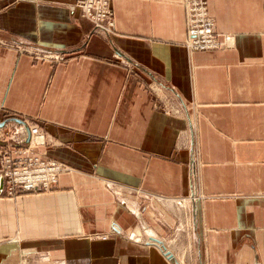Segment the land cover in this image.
<instances>
[{"label": "crops", "instance_id": "crops-1", "mask_svg": "<svg viewBox=\"0 0 264 264\" xmlns=\"http://www.w3.org/2000/svg\"><path fill=\"white\" fill-rule=\"evenodd\" d=\"M76 1L0 0V128L68 167L0 179V264H264V0H205L209 52L183 0H111L107 35Z\"/></svg>", "mask_w": 264, "mask_h": 264}, {"label": "built area", "instance_id": "built-area-1", "mask_svg": "<svg viewBox=\"0 0 264 264\" xmlns=\"http://www.w3.org/2000/svg\"><path fill=\"white\" fill-rule=\"evenodd\" d=\"M110 1L77 0L70 11L87 20L93 31L108 34L112 28ZM183 8L186 28L185 48L188 51H215L229 43L228 40L231 39L229 36L219 39L205 0H183ZM28 137L27 149L16 151L14 160L5 158L6 166L2 171V178L8 196L15 192L31 193L48 190L55 183L56 174L65 169L62 164L43 158V154L35 152L37 148H44L47 140L37 125L29 127Z\"/></svg>", "mask_w": 264, "mask_h": 264}, {"label": "rangeland", "instance_id": "rangeland-1", "mask_svg": "<svg viewBox=\"0 0 264 264\" xmlns=\"http://www.w3.org/2000/svg\"><path fill=\"white\" fill-rule=\"evenodd\" d=\"M75 4H76V2L74 3V5ZM92 31H93V29H92ZM93 32H95V31H93ZM185 33H186V28H185ZM105 35H107V34H105ZM28 140H29L28 131H26L25 129L20 131V132H16L15 130H11L10 131L7 128H0V141L5 143V147L4 146L0 147V179L2 180V183H3V190H2L3 194L6 195V196H8V195H7V191H6V187H5V182H4L3 178H2V171H3V169L6 166L5 158L14 160L16 158V155H15L16 151H20L22 149H27L28 148V147H26L27 144H28ZM20 144H22V145L20 146ZM35 152L39 153V154H43V158H46V155H45L44 151H40L37 148L35 150ZM46 159L52 160V159H49V158H46ZM52 161H54V160H52ZM54 162H56V161H54ZM56 163H59V162H56ZM60 164H62V163H60ZM62 165L65 166L64 164H62ZM64 171H68V167L67 166H65ZM62 172L63 171H61L60 173H62ZM60 173H58V175L56 174L55 183L52 184L49 187L48 190H42V191L31 192V193L15 192L13 195H10L9 197H16V196H19V195H22V194H32V193L50 191V190H52V188H54L56 186L57 181H58V176H59Z\"/></svg>", "mask_w": 264, "mask_h": 264}, {"label": "bare ground", "instance_id": "bare-ground-1", "mask_svg": "<svg viewBox=\"0 0 264 264\" xmlns=\"http://www.w3.org/2000/svg\"><path fill=\"white\" fill-rule=\"evenodd\" d=\"M228 42H231V39H230V40H228Z\"/></svg>", "mask_w": 264, "mask_h": 264}]
</instances>
